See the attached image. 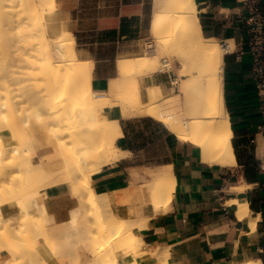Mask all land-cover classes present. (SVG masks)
I'll use <instances>...</instances> for the list:
<instances>
[{
	"label": "crops",
	"instance_id": "0c3cea01",
	"mask_svg": "<svg viewBox=\"0 0 264 264\" xmlns=\"http://www.w3.org/2000/svg\"><path fill=\"white\" fill-rule=\"evenodd\" d=\"M153 1L57 0V27L72 35L79 59L91 61V87L99 91L98 96H106L104 90L117 76L120 58L141 56L146 49ZM259 1L264 10V0ZM194 2L203 35L220 42L233 41V48L223 55L222 91L235 165L201 162L197 147L179 142L151 117L120 119L122 135L115 146L129 154L104 166L92 176L90 184L96 196L114 199L116 203L110 208L113 216L124 220L147 218L142 241L151 247H167L164 250L169 264H236L245 260L264 264V170L258 168L259 163L264 167V138L255 136L261 115L246 53L245 11L238 0ZM139 82L142 87L160 85L164 92L170 86L167 74L159 72ZM110 109L106 115L117 119L118 109ZM253 137L256 144L250 143ZM166 166L171 167L174 193L167 206L157 212L144 185L151 180L150 171ZM43 194L45 210L58 224H67L76 208L80 217L88 211L67 186L52 187ZM233 200L247 203L255 219L253 229L249 217L238 219L237 206L228 203ZM0 210L5 219H13L15 228L20 227L15 203H4ZM31 214L35 216L34 211ZM77 254L76 264L90 259L83 247L77 246ZM118 260L124 263L121 256ZM142 264H149V259H143Z\"/></svg>",
	"mask_w": 264,
	"mask_h": 264
},
{
	"label": "bare ground",
	"instance_id": "6f19581e",
	"mask_svg": "<svg viewBox=\"0 0 264 264\" xmlns=\"http://www.w3.org/2000/svg\"><path fill=\"white\" fill-rule=\"evenodd\" d=\"M15 10H20L22 13H24V15L28 13L27 16L29 17L27 18V22H25L30 25L32 31L29 32L32 34L33 31L39 32L38 29L40 26L42 27V31H45L46 28L42 26L45 22V13L56 14L58 12V3L57 0H0V19L1 17H6V25L3 24L4 28H6L7 25H9L10 28V26H13L14 22L18 21L16 18L13 19L11 16L7 17L8 15H11V12L14 15ZM29 10L32 12V14ZM152 11V23L149 30L152 42L147 43L148 48L152 49L154 47L153 43L158 45V43L163 42L160 40L168 37V35L170 36L171 33H173V36L176 35L179 30L180 32L178 35L180 40L186 44L187 49L189 48V50L186 49L185 52L183 51L180 53V56L175 60L177 67L179 66L178 73L175 74L177 77L175 80H172V84L175 86L177 85L176 93L172 92L171 94L166 95L164 89L160 85H151L147 87H145V83L143 84L144 87L140 85V79L153 76L157 71L158 59L156 58V54H154V56L145 55L133 57L132 59L125 57L121 58L117 68L119 78H114L109 81L108 87L106 89V96H98L91 87V61L79 60L74 38L68 32H64L63 34L61 33V36L57 38L55 37L56 39L54 42L53 40L49 41L50 39L46 38L48 42H51L50 46L47 44L48 42L40 43V41L44 40V37H46L43 33V35H38L40 38L43 37L44 39L42 38V40H40V38L37 36L39 38V48H35L36 51H34L32 46L33 51H31L36 53L25 55L29 56V58H24V62L21 61L23 64L25 63V65L22 64L23 67L25 66V69L21 70L23 67L19 65L20 63H15V66L18 64L19 67H21V69H19L20 71H24V76L20 75V72L19 74L15 72L17 73L16 75H20V78L24 77L27 82L26 88H28L26 91H24L26 93L23 98L20 95L23 102H20L19 104L21 106V103H23L29 108L32 107V111L30 110L29 112V108L27 109L26 107L27 113L24 109H21L23 112H25V116L23 115L24 118L22 115H20L21 117L18 115L23 114L22 112H16L14 118L19 117L20 121L24 125L30 127L34 119L35 124L33 126L45 127L47 129V136L50 141L49 144L53 148H63L65 145H68L65 143L70 141L73 143L75 151L82 153L83 155L81 167L86 173V183L85 185L78 186V190L81 192L80 193L78 191L80 193L77 197L79 201L78 204L82 203V198L85 197L91 207H103V205L100 206L97 196L94 195L91 189L90 170L86 171L85 168H89L91 165L92 169L95 170V167L93 168L94 164L96 165L97 169H100L103 166L117 161V153H120V156H126L129 154L128 152L121 151L120 149L117 150L115 146V141L122 135L119 126L120 119L151 117L163 124L170 133L175 135L179 142L191 143L197 147L201 162L208 165H217L221 167H232L235 165V157L231 143L232 131L224 106L222 91L223 55L230 51L233 47L230 49V45L227 43L228 41L220 45L218 39L207 38L203 35L197 18V8L194 0H154ZM7 13L9 14L7 15ZM14 16L18 17L16 14ZM28 24L27 26H29ZM15 25H18L17 22L14 24V26ZM9 28L6 29L8 30ZM1 31L2 28L0 30V54L4 55L6 54L5 52L8 51L5 49V46L8 44H3L4 41L2 39H5V37H2ZM10 32L14 33L12 31ZM8 33L6 32L5 34L4 32L3 34H5L4 36L10 35V33ZM35 34L37 35V33L34 32L33 35ZM10 37L14 38L13 36ZM30 38L35 39L34 36ZM38 40L35 41L38 42ZM18 41L19 40H17V42ZM33 41L30 44H36L35 41ZM14 42H16V40H14ZM229 42H231L233 45V41ZM52 43H54V45ZM52 45L53 47H51ZM34 47L36 46L34 45ZM10 48L12 47L10 46ZM32 48H28L29 52L32 50ZM153 51L156 53V49H153ZM13 52L15 53L16 50H13L12 52L9 51L8 53L13 56L9 57L6 55L5 59L7 57H9V59H14V54H12ZM195 56H198L202 59L200 63H197L196 67H194ZM2 61L6 62L4 60ZM15 61L20 62L19 60ZM7 65H9V63ZM161 65L162 68H160L157 72L169 70L166 69L167 67H170L167 62H165V64L162 62ZM26 68L28 69V72ZM8 69L9 68H7V71ZM14 70L15 69L13 68V71ZM13 71L11 72L13 73ZM194 73L197 75L193 76ZM16 75H14L15 79H20ZM4 79V77H1L0 81ZM13 79L14 78L11 80ZM17 79L16 81H18ZM21 79L23 80V78ZM5 80L0 82V86L1 84L4 85L1 86L0 92H2L3 87H9L7 85L5 86V82H8L9 80ZM16 81L14 80L13 82L16 83ZM26 82H23V85H25ZM130 84L134 85V87L132 89H128L123 95L122 92L124 86ZM23 90H25V88ZM1 96L4 99L3 94ZM7 96L8 94L6 97ZM15 104L12 103L13 106ZM34 106L35 108H33ZM110 108L118 109L117 119H111L106 115ZM1 109H3L2 101L0 102V110ZM9 109L7 111H10ZM51 114L56 115H52L53 117H51ZM0 115H2L1 111ZM3 115L1 116L2 118H9V115L8 117L5 114ZM66 120H69L70 122L68 125L69 128H66L67 126H65L69 123L68 122L66 124ZM78 123H81L82 125L88 124L91 129L89 128L87 131H83L81 128L82 125H77ZM74 124L78 127L81 125L80 129L77 127L78 129L75 128L76 130L72 131L71 129L76 127ZM70 126H72V128ZM82 136L84 138H80ZM10 151L17 153L18 149L13 148ZM5 153V149H0V180L7 176V172H4L1 169V164ZM150 176L151 180L149 183H147V186L149 187L150 191L153 194L155 193L158 197L156 200V206L153 208V210H158L159 208H164L167 206L172 196L171 193H174L172 191L173 184L175 182L170 166L159 168L156 173ZM233 190L234 189L231 191ZM228 203L237 206V217L239 220L249 217V225L251 229H253L255 225V219L251 217L247 203L244 200H233L229 201ZM77 209L78 208H76L71 213V220H73L71 226H74L75 230L79 229V226H77L78 222L76 220L79 216ZM44 213H41V215ZM20 216L21 223L22 219L29 220L33 217V215H31L28 210L21 212ZM114 217H112L111 222H101L102 226L99 229L98 234H101L100 236H102L104 230H109V236L106 239L97 241L96 238L90 237V248L92 247V252L94 255V261L91 263L121 264L117 260V255H111L109 250L111 247L113 249L116 242H118L117 235L127 233L128 235H133L135 253L130 254L125 250V248H119L120 251H124V253L120 255L124 262L123 264H142V261L145 258L149 259V264H158L155 260L159 254H163L165 256L162 264H169L167 261L168 254L165 251L167 247L164 248L165 250L160 248L162 251L159 252V248L148 246L142 241L141 233L145 229L147 218L143 217L141 219L138 218L139 220L126 221ZM3 221L8 222L9 227L15 234L17 232H21V227L23 224L20 228H15V222L12 218H6ZM112 236L114 237L112 238ZM103 238L104 237H101V239ZM87 243H89V241ZM73 253L75 262L78 259L75 249H73ZM236 264L261 263L255 260H245Z\"/></svg>",
	"mask_w": 264,
	"mask_h": 264
},
{
	"label": "rangeland",
	"instance_id": "374dc122",
	"mask_svg": "<svg viewBox=\"0 0 264 264\" xmlns=\"http://www.w3.org/2000/svg\"><path fill=\"white\" fill-rule=\"evenodd\" d=\"M18 11H19V13H18ZM8 14L9 13H7V15ZM10 14L11 15H8L7 17L11 16V17H13V19L16 18L21 23L16 21L18 25L14 26V24L16 23V22H14L13 26L12 27L10 26V28H13V29H10L9 25H7L6 28H9L7 30L6 28L3 27V24L6 25V20H5L6 17L5 18L1 17V19H0L1 20L0 21V27L2 28L1 35H2V37H5V39L4 38L2 39L4 41L3 44L4 45H7V44L10 45L11 44L10 46L12 47V48H10V46H8V45H7L8 47L5 46L6 48L5 47L4 48L6 49V51L7 50L8 51L5 52L6 54H4V55L0 54L1 55V57H0V59H1V61H0V68H1L0 79H1V77H4L7 81L9 80L8 82H5L6 84L4 82L3 83L5 84V86L7 85L10 87V88L9 87L8 88L3 87L2 92H4V93L0 92V94L1 95L3 94V96H4V99H3V97L0 95V97H1L0 102L1 101L3 102V109H1L0 111L2 112V115L5 114L7 117L9 115V118H7L8 120L6 119V117L2 118L1 117L2 115H0V117H1V119H0V134H1L0 149H5V151H6L5 155L3 156L1 169L4 172H7V176L0 180V205H2L4 203H15L17 205L19 214H21V212H23L25 210H28L30 212V214H31V212L34 211L35 216L30 218L29 220H23L22 219V223L20 222V227L22 224L23 225L25 224V225L24 226L22 225L20 233L17 232L15 234L14 232H12L11 228L9 227L8 222L3 221L5 218L3 217L1 210H0V264H51L50 262H52V261H59L63 264L64 263L76 264L78 259L74 262L73 249H75L77 252V246L83 247L84 250L86 252H88L90 255V259L87 260L85 262V264H93L91 262L94 261V255L92 252V247L90 248V246H91L90 245V241H91L90 237L96 238L97 241H102L109 236V233H108L109 230H107V231L104 230V232L102 233L103 234L102 236H100L101 234H98V232L102 226L101 222H104V223L107 222L108 223V222L112 221L111 219L114 216L110 213V208L116 202L114 201L113 198L102 199V198L97 196V200L99 201L100 206L103 205V207L101 206L100 208H95V207L93 208L88 204L87 199L84 197V198H82V203H80V205L87 207L88 211L86 210V213L82 217H80L81 216L80 211L78 210L79 216L77 217L76 220L78 222L77 226H79V229L75 230L74 226L73 227L71 226V224L73 222V220H71V219L67 224H58L55 221L54 217L52 215H49L45 210L44 203H43V196H44L43 193L47 189L55 187V186L56 187L57 186H60V187L61 186H67L70 194L73 197L77 198L79 196V194L81 193L78 190V186L79 185H81V186L85 185V183H86V181H85L86 173L84 172L83 168L81 167L83 155H82V153H78L77 151H75L73 143H71L70 141H67L65 144H68V145H65L63 148H59V149L53 148L49 144L50 141H49V138L47 136V133H48L47 129L45 127L33 126L35 124L34 119L32 121V125L30 127V126L24 125L20 121L19 117L14 118L16 112L17 113L22 112L23 114H18V115L19 116L22 115V117H23L25 112L27 113L26 110L29 108L28 106H26V104L21 103L22 104L21 106L19 104L20 102H23V100H21V99L23 98V96L26 93L24 91H26L28 89V88H26L27 82L24 79V77H21V78H23V80L19 77L20 75L24 74L23 73L24 71L22 72L19 70V69H21V67H19V65L22 66V64H23L21 61L29 58V56H25V55H31V54L36 53V52H31V51H33V48H34V51H36L35 48H37V49L39 48L38 47L39 46L38 45V43H39L38 39L40 38L39 36L42 33L46 37H44L45 38L44 39L41 36L44 40H42V38H40V40H42V41H40V43H42V42L47 43L48 42L47 39H50L49 41L53 40V42H54L55 39L57 37L61 36L60 34L61 33L63 34L65 31L61 32V28L57 27L58 21L55 18V14L45 13V22L42 25L43 27L46 28V29L44 28L45 31L43 32L42 27L40 26L38 29L39 32L33 31L32 34H30V32L32 31L30 25L28 23H26L27 18L29 17V16H27L28 13H26L24 15V13H22L20 10H15L14 15L16 14L18 17H15L12 12ZM22 14H23V16H22ZM31 14H32V12H31ZM2 20H3V22H2ZM27 24L29 26H27ZM1 28H0V30H1ZM3 30H4L5 34H6V32L7 33L9 32L10 35L4 36L5 34H3L4 33ZM10 31H12L14 33H11ZM18 32H20L21 34ZM34 32L37 33V35L36 34L33 35ZM179 32H180V30L178 31V33ZM178 33L174 36H173V33H171L170 36L168 35V37L164 38L163 40H160L163 42L158 43V45L156 43H153L154 47L152 49L151 48L149 49L147 46V43L152 42L151 41L152 39L149 36L144 41L146 49L142 52L141 56H145V55L146 56L147 55L148 56H154V54H156V58L158 59L157 60L158 61L157 62V65H158L157 71L160 68H162L161 67L162 62H164V64H165V62H167L170 65V67L169 68L167 67L166 69L171 70V73H173L175 75L176 73H178V70H179V66L177 67L175 60H176V58H178L180 56V53H182L183 51L185 52V50L187 49L186 44L180 40ZM10 36H13L14 38H12ZM32 36L35 37V39L33 38L34 41L38 40V42L35 41V43L37 45L34 43L30 44L33 41V39L30 38ZM14 40H16V42H14ZM17 40H19V41L17 42ZM24 41H25V43H24ZM222 43H224V42L219 41L220 45ZM227 43L230 45V47H233L231 42L228 41ZM47 44L50 46L51 42H48ZM52 44L54 45V43H52ZM1 45H2V43H1ZM34 45L36 47H34ZM53 45L51 47H53ZM32 46H33V48H32ZM28 48H30V49L32 48V50H30V52H29ZM17 49H18V52L20 51L19 53L17 52ZM153 49H156V53L153 51ZM13 50L14 51L16 50V52H17L16 55H15L16 52L12 53V54H14V59L17 61L19 60L20 62H16L14 59H11V58H10L11 60L9 59V57L10 56L12 57L13 55L9 54L8 52L9 51L12 52ZM187 50H189V48ZM27 52H28V54H27ZM6 55L9 56V57H7L8 59L7 58L5 59ZM22 56H23V59H22ZM17 58H19V59H17ZM132 58H129V59H132ZM2 60L6 61L7 63L3 62ZM120 60H121V58L117 61V68H118ZM80 61H82V60H80ZM201 61H202V59L200 57L195 56L194 57V67H196L197 63H200ZM8 63H9V65H7ZM12 63L14 65V67H13ZM15 63H18V64L20 63V64L19 65L16 64L17 66H15ZM10 65H12V66H10ZM23 65H25V63ZM6 66H8V67H6ZM7 68H9L8 69L9 72L7 71ZM13 68L15 69L14 71H13ZM24 69H25V66L21 70H24ZM10 70L13 71L14 75H16L17 73L19 74V72H20V75H16V76H18V78H20V79L16 78L18 81H16L15 76L13 75V73ZM117 71H118V69H117ZM157 71H156L155 75L157 74ZM15 72H17V73H15ZM27 72H28V69H27ZM4 75H7L9 77L13 76L12 78H14V79L11 80L12 78H9V77L4 76ZM196 75H197L196 73L193 74V76H196ZM176 77L177 76L175 75V79H176ZM115 78H119L118 73H117V76ZM4 80H1V81H4ZM14 80L16 81V83L13 82ZM11 81H12V83H11ZM19 81L21 84L19 83ZM23 82H26L25 83L26 86L23 85ZM9 83L12 85H10ZM2 85L3 84H1V86ZM1 86H0V88H1ZM22 86H24V87H22ZM133 87H134V85H131V84L124 86L122 94L124 95L128 89H132ZM22 88L23 89L25 88V90H23ZM8 89H9V91H8ZM6 90L8 93L6 92ZM10 90L12 91V94H11ZM0 91H1V89H0ZM104 91H106V90H104ZM94 92L98 95L99 91H94ZM168 92H170V93H168ZM172 92L173 93L177 92V85L176 86H169L168 89L165 91V94L168 95V94H171ZM7 94H8V96L6 97ZM10 95H11V97H10ZM20 95L22 96V98ZM17 99L20 101H18ZM11 100H14V101H11ZM4 101L7 104H5ZM12 103L15 104L14 106H16V107H14L12 105ZM8 104H9V106H8ZM17 104L19 105V107ZM4 106H6V107H4ZM26 107H27V109H26ZM4 108H6V109H4ZM9 108H11V109H9ZM31 108L28 109L29 112H30ZM33 108H35V106ZM8 109L10 111H7ZM21 109L22 110L24 109L25 112H23ZM67 111H69V110H67ZM13 112H15V113H13ZM52 115L53 114H51V117H53L56 114H54L53 116ZM51 117H50V119H51ZM66 117H67V115H66ZM2 119H3V121H2ZM9 120H11V121H9ZM68 122H69V120L68 121L66 120V124ZM69 124H70V122L67 125H65V126H67L66 128H69V126H68ZM79 124H81V123H78L77 125H79ZM77 125H75L76 127L73 128L74 130L73 129H71V130L75 131L78 128L80 129L82 124L80 125V127H78ZM70 127L72 128V126H70ZM81 128L83 129V131H87L89 128L91 129V127L88 126V124L82 125ZM81 132H82V130H81ZM171 135L176 139L174 134L171 133ZM80 138H84V137L82 136ZM13 148L18 149V152L17 153L11 152L10 150ZM117 150H119V149L117 148ZM117 156H118L117 161L123 157V156H120V153H117ZM117 161H115V162H117ZM115 162H112L110 164H113ZM94 167H95V170L92 169L91 165L89 166V168L88 167L85 168L86 171L90 170L91 179H92V176L97 175L96 173L99 172L104 166L100 169H97L96 165L93 164V168ZM157 171L158 170L150 171L149 175H153ZM91 189H92V187H91ZM144 189L146 190V192L149 195V200H150V204H151L152 208H155L156 200L158 198L157 195L155 193L153 194L150 191L147 184L144 185ZM92 191H93V189H92ZM93 193H94V191H93ZM132 194H134V192H132ZM94 195H95V193H94ZM160 210H158L157 212H159ZM41 211H43V212H41ZM157 212L154 211V213H157ZM41 213H44V214L41 215ZM141 218H143V217H139V219H141ZM144 218H146V217H144ZM139 219H125V220L126 221H129V220L133 221V220H139ZM87 231H88V233L91 231L90 232L91 234L90 233L88 234ZM114 236H112V238ZM117 236H118V238H117L118 242H116L113 249L111 247V249L109 250L110 254L111 255L112 254L117 255L116 256L117 260H118V256H120L122 253H124V251L123 250H122L123 252L120 251L119 248H125V250L127 252H129L130 254H134L135 253V246H134L133 235H128L126 233V234H120ZM101 237H104V238L101 239ZM38 241H42V242L38 243ZM88 241H89V243H87ZM35 242H37L36 245H34ZM116 248H118V249H116ZM156 248H159V247H156ZM161 251L162 250H160V248H159V252H161ZM76 255L78 256V254H76ZM121 259H122V257H121ZM164 259H165V256L163 254L162 255L159 254L155 261L158 264H162ZM33 260H35L36 262L34 263ZM118 262H119V260H118ZM94 264H95V262H94ZM121 264H123V263H121Z\"/></svg>",
	"mask_w": 264,
	"mask_h": 264
},
{
	"label": "built area",
	"instance_id": "2783aa9c",
	"mask_svg": "<svg viewBox=\"0 0 264 264\" xmlns=\"http://www.w3.org/2000/svg\"><path fill=\"white\" fill-rule=\"evenodd\" d=\"M238 1L245 11L242 19L248 33L246 53L250 58V77L255 87L261 115V123L256 128L255 136L264 138V10L261 8L259 0ZM159 73L167 74L170 86H175L172 84L175 75L171 73V70H164ZM250 143L256 144L255 137L250 140ZM258 168L264 170L262 163H259Z\"/></svg>",
	"mask_w": 264,
	"mask_h": 264
}]
</instances>
